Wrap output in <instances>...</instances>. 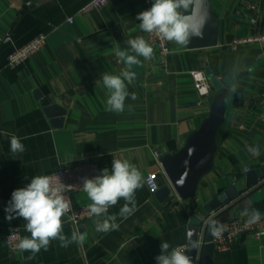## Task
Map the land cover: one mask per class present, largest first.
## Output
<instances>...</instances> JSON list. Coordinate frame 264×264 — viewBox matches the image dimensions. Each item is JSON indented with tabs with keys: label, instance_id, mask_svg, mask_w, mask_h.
<instances>
[{
	"label": "crops",
	"instance_id": "obj_1",
	"mask_svg": "<svg viewBox=\"0 0 264 264\" xmlns=\"http://www.w3.org/2000/svg\"><path fill=\"white\" fill-rule=\"evenodd\" d=\"M88 0H0V264H156L161 241L172 247L187 244L188 228L206 216L204 206L234 184H245L246 175L264 168V44H240L236 38L264 35V0H210L217 21V45L181 48L167 42L165 61L154 53L151 60L133 65L135 79L128 85L125 110H106L105 73L119 74L125 65L116 49L146 33L139 29V12L152 0H112L101 10L82 14ZM247 4L257 6V21L250 23ZM71 18L72 22L68 19ZM43 36L42 46L21 65H6L9 53ZM8 38V39H6ZM208 78L211 93L195 94L190 71ZM238 83L227 101V121L218 129L213 168L199 181L193 199H181L156 162L184 145L186 137L207 115L213 96ZM16 135L25 151L13 154L10 137ZM259 145L252 156L245 144ZM127 159L144 177L136 192V210L127 219L118 213L124 204L109 209L117 214L118 230H95V219L74 227L82 243L67 248L52 241L28 260V252L10 253L4 237L11 227L24 230L22 218L5 219L11 193L26 186L35 175L87 162L101 171L111 170L112 160ZM158 172L159 187L170 196L159 201L148 191L145 178ZM232 207L242 218L243 208L264 214V176L243 190ZM91 203L82 191L71 195L74 208ZM231 209V208H230ZM227 212V210H226ZM103 219V218H101ZM211 264H264V236L239 234L226 252H214Z\"/></svg>",
	"mask_w": 264,
	"mask_h": 264
},
{
	"label": "clouds",
	"instance_id": "obj_2",
	"mask_svg": "<svg viewBox=\"0 0 264 264\" xmlns=\"http://www.w3.org/2000/svg\"><path fill=\"white\" fill-rule=\"evenodd\" d=\"M204 0H152L151 6L139 12L136 19L140 21L139 29L163 41L172 42L181 48L187 46L193 38H203V27L207 22ZM128 48L116 49L115 55L125 65L119 74L105 73L102 83L106 89V110L120 113L125 110V101L136 94L129 93L128 85L135 79L133 65L140 59L151 60L154 48L142 35L127 40ZM139 57V58H138ZM238 87L233 82L229 88L235 93ZM246 150L252 156L260 155L259 145L245 144ZM10 151L13 154L25 151L21 138L10 137ZM144 186V177L140 170L127 159L112 160L111 170L104 168L100 174L92 178H83L82 189L91 203L87 205L89 216L95 217V230L101 233L118 230L117 214H108V210L116 206L122 199L118 215L127 219L136 210V192ZM72 185L55 183L52 176L35 175L26 186L17 188L11 193V199L4 208L5 219L11 221L22 218L25 232L29 235L20 237L16 248L20 252H28V260L34 259L41 250L48 251L52 241H59L60 246L67 248L73 243H82L84 237L73 231L71 236L64 233L66 222H75L72 204L66 192ZM72 213L71 215H69ZM215 213L204 221L208 232L219 238L225 231L224 225L214 218ZM240 216L246 218V226H253L264 219L258 209L245 207ZM103 218V219H101ZM199 240L192 239L189 234L188 245L172 247L168 242L161 241L160 254L155 257L156 264H193L192 257L186 251L198 250Z\"/></svg>",
	"mask_w": 264,
	"mask_h": 264
},
{
	"label": "water",
	"instance_id": "obj_3",
	"mask_svg": "<svg viewBox=\"0 0 264 264\" xmlns=\"http://www.w3.org/2000/svg\"><path fill=\"white\" fill-rule=\"evenodd\" d=\"M207 22L203 27V38H193L187 45L188 49L198 47H214L217 45V21L211 14L210 0H204V9ZM229 88L223 87L213 98L207 115L201 120L199 126L192 131L184 145L172 154L160 157V163L170 187L181 199H193L196 195L200 179L213 168V159L217 151L216 137L218 129L227 121L229 114L227 101ZM264 176V168L250 172L246 175L245 184H232L223 192L215 195L204 206L207 215L215 213L214 218L222 224L234 218L233 205L243 190H250L257 179ZM159 201L170 196L167 185L162 186L155 193ZM231 208V209H230ZM227 210V212H226ZM199 240L201 247L198 250L186 251L193 257L197 251V258L193 264H211L215 249L211 240L213 236L208 232L205 224L200 221L188 228V239ZM188 245V241H187Z\"/></svg>",
	"mask_w": 264,
	"mask_h": 264
},
{
	"label": "built area",
	"instance_id": "obj_4",
	"mask_svg": "<svg viewBox=\"0 0 264 264\" xmlns=\"http://www.w3.org/2000/svg\"><path fill=\"white\" fill-rule=\"evenodd\" d=\"M112 0H88L86 4L80 9V13L86 14L90 13L95 10H101L104 8L109 2ZM245 9L249 13L250 23L255 24L257 21V6L254 4H247ZM69 22H72V19H68ZM8 39V38H6ZM146 39L154 48V53H156L161 60L165 61L168 57L170 51L168 47L167 41H163L155 36H149L146 34ZM44 37L40 36L32 41H30L25 46L16 49L8 54L6 58V65L10 67H15L21 65L26 59H28L34 52H36L43 44ZM253 43H263L264 44V35H256L251 37H242L236 38L232 41L231 45L233 49L240 44H253ZM191 83L194 89V92L199 97H205L210 95L211 87L208 81L207 76L204 72L198 70H192L189 73ZM156 162L159 165L161 171V163L160 157L155 154ZM100 174V171L95 163L87 162L80 165H76L73 167L68 168H60L57 169L55 172L47 174V176H52L54 178V182L64 183L65 185H72V189L69 192H66V195L71 200V195L82 191V180L83 178H92L96 175ZM158 172H151L145 178V185L148 191L152 194L158 191L159 184L157 181ZM72 213H75V222L69 221L74 227L80 226L84 221L95 218L89 216L87 212V205L74 208L72 206ZM70 213L69 215H71ZM109 213V210H108ZM210 215V214H209ZM209 215L198 217L201 225H204V221L209 217ZM216 218V217H215ZM246 218H238L234 217L223 225L225 227L224 233L219 237H213L211 243L214 245V249L217 252H226L230 249L231 245L235 241L236 237L241 233H250L255 238H259L264 236V219H262L258 224L253 226H246L245 224ZM20 230L16 227H11L8 229L5 237H4V244L6 249L10 253H18L19 250L16 248V243L20 238ZM179 246L187 247V244H182ZM197 258V251L195 255L192 257L193 262Z\"/></svg>",
	"mask_w": 264,
	"mask_h": 264
}]
</instances>
